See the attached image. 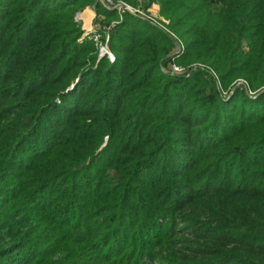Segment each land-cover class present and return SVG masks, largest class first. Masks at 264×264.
<instances>
[{"label":"trees","instance_id":"16d2710c","mask_svg":"<svg viewBox=\"0 0 264 264\" xmlns=\"http://www.w3.org/2000/svg\"><path fill=\"white\" fill-rule=\"evenodd\" d=\"M122 1L201 67L99 0H0V264H264V0Z\"/></svg>","mask_w":264,"mask_h":264},{"label":"rangeland","instance_id":"374dc122","mask_svg":"<svg viewBox=\"0 0 264 264\" xmlns=\"http://www.w3.org/2000/svg\"><path fill=\"white\" fill-rule=\"evenodd\" d=\"M114 3H116L117 1H122V0H112ZM125 2V1H123ZM127 3V2H125ZM128 5H130L129 3H127ZM132 6V5H130ZM132 7H136V6H132ZM152 8H156V11H154ZM157 8L158 6L156 4H152L151 7L147 8V9H144V13L147 14V16L149 18H152L154 19L159 25L161 24L162 26H164L166 28V30H163L165 33H167V30L168 28L166 27V24H167V20L164 19L162 16H159L157 14ZM85 9H88V10H92V6L90 5H85L81 11L77 12L78 15L75 14L74 16V20H76L79 24V28L83 31L82 32V35L83 36H86V37H92V41L94 42V46H95V49H96V52L98 53L99 51V48H98V44H104L105 42V35L103 33L104 29L106 26H104L105 24L101 23L99 24L98 22H93V18H94V15L93 17L90 19V20H85V18H83L81 12ZM149 21V20H148ZM150 22V21H149ZM151 23V22H150ZM111 24V22L109 23ZM152 24V23H151ZM154 25V24H153ZM100 30V31H98ZM171 32V31H170ZM172 33V32H171ZM171 37V36H170ZM107 38H108V35H107ZM178 39V38H177ZM175 42L176 40L173 39ZM178 43V42H177ZM105 45L107 47V40L105 42ZM179 45V43H178ZM177 48L178 47H174L171 51V57L169 58V60H167V62L165 63V65H161L159 66V70L160 72L162 73H167V74H171V75H174L173 73H170V68H169V62L171 59H174V62L175 64H177V66L180 67V72L179 74H175V75H182V76H185V74H189V72L196 66H200V64H196V63H189V64H186V63H179V62H176L175 59L179 57L180 53L182 52H177ZM108 49V48H107ZM109 50V49H108ZM110 52V51H109ZM111 53V52H110ZM106 57V56H105ZM107 58V57H106ZM188 76V75H187ZM239 80L237 79H233L229 84H227L226 88H223L220 85H218V89L219 90H224V91H229L231 89H233L237 84H238ZM264 90V89H263ZM249 92V90H247V93ZM253 93V92H251ZM249 94V93H248Z\"/></svg>","mask_w":264,"mask_h":264},{"label":"built area","instance_id":"2783aa9c","mask_svg":"<svg viewBox=\"0 0 264 264\" xmlns=\"http://www.w3.org/2000/svg\"><path fill=\"white\" fill-rule=\"evenodd\" d=\"M99 1L101 2V4L106 9H111V10L114 9L117 12L119 18L121 16V13L126 12V13H128V14H130L132 16L138 17L139 19H143V20H147V21L149 20L152 23V25L154 24L155 26L161 28L162 30H166V28L164 26H162L161 24L159 25L154 19L149 18L147 16V14H145L143 12L144 10H142L139 7H132V6L128 5L127 3L123 2V1H117L116 3H114L112 0H99ZM76 15H78V13ZM114 22L115 21H112L111 24H113ZM167 34L170 35L173 39L176 40V47H178L177 48V52H181L183 50V44L169 30H167ZM104 35H105V42H106V40H107V34L104 33ZM105 42H104V44H100V43L98 44V48H99L98 55L99 56L104 55V56L107 57V59L110 62H112L113 61V55L107 49V47L105 45ZM177 42L179 43V45H178ZM200 67H201V65H200ZM169 68H170V73H173V74H179V73H181L180 72V67L177 66V64H175L174 59H171L170 60V62H169ZM210 72L212 73L213 76H215V74L212 71H210ZM187 75L188 74H185V76H187ZM248 93L247 94L249 96H251V97L255 94V92L251 93V91H249Z\"/></svg>","mask_w":264,"mask_h":264},{"label":"crops","instance_id":"0c3cea01","mask_svg":"<svg viewBox=\"0 0 264 264\" xmlns=\"http://www.w3.org/2000/svg\"><path fill=\"white\" fill-rule=\"evenodd\" d=\"M154 11H156V8H152ZM83 18H85V20H90L93 15H94V12L93 10H88V9H85L81 12Z\"/></svg>","mask_w":264,"mask_h":264}]
</instances>
